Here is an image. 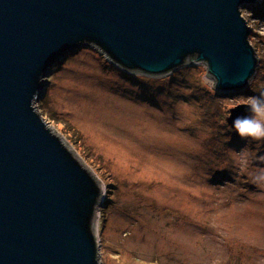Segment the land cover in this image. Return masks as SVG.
Instances as JSON below:
<instances>
[{"label": "rangeland", "instance_id": "374dc122", "mask_svg": "<svg viewBox=\"0 0 264 264\" xmlns=\"http://www.w3.org/2000/svg\"><path fill=\"white\" fill-rule=\"evenodd\" d=\"M241 14L258 62L236 91L204 62L154 77L92 46L44 77L36 110L103 184L100 264H264V141L225 120L264 91V0Z\"/></svg>", "mask_w": 264, "mask_h": 264}, {"label": "water", "instance_id": "95a60500", "mask_svg": "<svg viewBox=\"0 0 264 264\" xmlns=\"http://www.w3.org/2000/svg\"><path fill=\"white\" fill-rule=\"evenodd\" d=\"M255 0H0V264H100L103 184L36 110L49 69L92 46L128 72L204 62L220 92L258 58L241 6ZM229 126L248 115L229 109Z\"/></svg>", "mask_w": 264, "mask_h": 264}, {"label": "clouds", "instance_id": "9594fccd", "mask_svg": "<svg viewBox=\"0 0 264 264\" xmlns=\"http://www.w3.org/2000/svg\"><path fill=\"white\" fill-rule=\"evenodd\" d=\"M246 106L248 115L236 117L231 130L241 139L264 141V91L248 98Z\"/></svg>", "mask_w": 264, "mask_h": 264}, {"label": "trees", "instance_id": "16d2710c", "mask_svg": "<svg viewBox=\"0 0 264 264\" xmlns=\"http://www.w3.org/2000/svg\"><path fill=\"white\" fill-rule=\"evenodd\" d=\"M215 94H218V93L215 92Z\"/></svg>", "mask_w": 264, "mask_h": 264}]
</instances>
